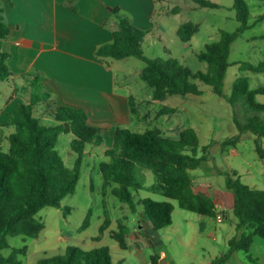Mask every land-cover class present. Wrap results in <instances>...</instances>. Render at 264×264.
Segmentation results:
<instances>
[{
  "label": "trees",
  "instance_id": "obj_1",
  "mask_svg": "<svg viewBox=\"0 0 264 264\" xmlns=\"http://www.w3.org/2000/svg\"><path fill=\"white\" fill-rule=\"evenodd\" d=\"M198 7L216 9L219 5L208 0H192ZM264 1V0H261ZM236 20L240 26L234 32L222 30L218 41L208 43L205 50L197 54L200 61L207 63L206 72H193L177 58H148L143 53V43L147 32L135 27L126 16L119 15V28L113 34V42L101 46L96 56L101 59L124 60L136 58L145 63L140 79L153 90V100L164 101L173 95L202 96L204 91L193 83L198 80L211 87L214 94L224 98L232 106L244 100L256 113L246 125L235 119L240 133L251 132L264 138V104L256 101L264 95V86L250 89L248 77L241 76L233 84L232 95L224 93L225 76L229 67V56L233 43L251 28L250 9L247 0H233ZM11 0H0V80L13 81L7 61L10 54L3 50V42L11 34L6 19L5 7ZM118 14V8L111 10ZM179 7L171 9L175 14ZM261 21L260 19L257 22ZM199 31V25L186 22L180 25V40L188 43ZM240 69L249 73L264 74V61L258 64L241 63ZM30 91L29 103L20 105L16 110L18 121L16 130L8 138L9 149H0V264H22L18 255L26 253V247L15 249L6 257L9 236L37 238L45 225L37 219V214L46 207L61 208L62 201L75 192L81 176V168L87 145L99 146L103 142V130L89 125L85 110L51 104V93L43 86V76L28 72L21 76ZM1 93V88H0ZM48 103L50 115L57 124L45 125L34 114V108ZM133 113L136 112L132 107ZM176 108L164 107L158 116L172 114ZM71 134V148L77 155L73 168H68L56 150L61 134ZM240 135L222 142L224 148L236 147ZM199 135L194 128L183 130L178 139H170L160 129L143 133L117 128L112 148L105 152L107 160L101 163L100 173L104 179V190L114 184L113 195L132 210L136 208L134 192L146 190L178 202L182 210L200 216L217 218L218 212L213 199L202 192L195 191L192 171L203 167L206 156L198 157ZM190 150L191 153H186ZM257 151L264 157V149L257 143ZM146 171L153 173L155 182L146 187ZM226 176L227 187L234 193L233 213L238 221L240 232L230 241V252H248L251 234L264 237V190L252 189L242 184L236 173L220 172ZM145 210L152 228L160 231L173 224L174 205L170 201H156L144 198L138 202ZM87 220L85 222V225ZM105 229V226L102 227ZM112 237L122 249H127L124 226ZM216 260L213 264H223ZM38 264H115L107 247L84 251L70 246L63 255L43 258ZM121 264V263H118ZM151 264H159L157 255L151 256Z\"/></svg>",
  "mask_w": 264,
  "mask_h": 264
},
{
  "label": "rangeland",
  "instance_id": "obj_2",
  "mask_svg": "<svg viewBox=\"0 0 264 264\" xmlns=\"http://www.w3.org/2000/svg\"><path fill=\"white\" fill-rule=\"evenodd\" d=\"M208 1L216 3L219 8L198 7L192 0H162L160 6L179 7L180 11L175 14L166 13L162 18H157L156 22L162 25L164 31L159 36L147 34L143 43L144 55L152 59L177 58L193 72H206L208 65L200 61L197 54L204 51L208 43L219 40L222 30L234 32L240 26L236 20L233 0ZM247 4L251 13V28L231 47V66L225 76L224 87L227 96L232 95L233 84L241 76L248 77L251 90L264 86V74L249 73L240 69L241 63L258 64L264 61V37L261 38L264 36V1L247 0ZM259 19L261 22H257ZM186 22L199 25L198 33L188 43L182 42L178 35L180 25ZM112 64L118 85L126 75L136 79V84L138 83L146 94L152 95V88L138 77L145 67L144 62L128 58L113 61ZM192 82L204 91L202 96L173 95L169 96L165 103L158 102L156 107L162 105L176 108L174 121L177 120L181 127L197 130L200 140L197 156L205 155L206 161L202 168L191 172L195 190L214 199L218 205L217 212L225 213L222 212V222H218L217 218L182 210L177 201L146 190L134 192V201L137 204L135 210H132L129 204L121 203L113 195L114 184L104 190L100 166L107 160L105 152L112 148L115 134L104 130L101 145L86 147L75 192L63 199L61 208L46 207L37 214V219L45 225L37 238L9 236L10 247L2 252L3 255L8 257L15 249L26 247V253L18 255L19 261L22 264H38L43 258L65 254L70 246L79 247L84 251L107 247L115 264H151L152 255L159 257V264H213L225 257L227 259L223 264H264V237L253 235L252 231L247 232L251 235L248 252H230V241L240 235V232L237 230L238 221L233 213L234 193L227 187L226 176L220 173H236L242 184L252 189L264 190V158L257 151V143L264 149V138H258L251 132L241 134L235 123L236 119L246 125L256 113L244 100L232 106L224 98L214 94L210 86L198 80ZM23 84L26 87L14 86L0 80V115L7 106L19 104V107L26 103V100H30L26 97L29 96L26 93L27 85ZM256 101L264 104V95H258ZM41 110L38 107L37 114ZM3 117L9 116L5 112ZM260 117L264 119V114H260ZM2 130L8 131L7 128ZM237 135H240V141L236 148L222 147L224 140ZM166 137L175 140L179 138L170 134H166ZM72 140L71 134L63 133L59 136L56 146L58 154L68 168L74 167L77 158L71 148ZM8 145V142L0 138L1 150L8 151ZM186 153L190 154L191 151L187 150ZM146 174L145 186L149 187L155 182V177L150 171H146ZM144 198L160 202L170 201L175 207L172 214L173 224L160 231L163 245L152 246L145 233H142L140 239H133L131 234H128V249H122L112 235L120 230L123 222L130 233L144 222L151 225L144 207L138 204ZM104 226L105 229H102Z\"/></svg>",
  "mask_w": 264,
  "mask_h": 264
},
{
  "label": "crops",
  "instance_id": "obj_3",
  "mask_svg": "<svg viewBox=\"0 0 264 264\" xmlns=\"http://www.w3.org/2000/svg\"><path fill=\"white\" fill-rule=\"evenodd\" d=\"M161 1L11 0V4L5 7L11 34L4 40L3 50L10 54L7 64L14 80L7 82L26 87L21 76L36 72L43 76L45 90L51 92L48 102L56 107L85 110L91 126L113 134L117 128L137 133L160 129L164 136H179L187 128L174 121L176 112L158 116V112L166 106L156 107L160 101L153 100V92L152 95L146 94L136 84V79L126 75L118 85L112 69L113 61L117 60H101L96 56L101 46L113 42V34L119 28V15L128 17L135 27L147 34L159 36L164 30L156 22L157 18L171 13L173 9L160 6ZM116 8L120 10L118 14L111 11ZM26 89L29 95L26 97L30 99V91ZM29 101L26 100V103ZM18 105L7 106L0 115V138L6 143L16 130ZM48 106V103L36 105L34 114L43 124L55 125L57 123L50 115ZM38 107L42 109L39 114ZM132 107L136 112L133 113ZM5 112L9 117H3ZM148 126L152 129H147ZM2 128L8 131L3 132ZM215 205L217 208L216 202ZM122 224L126 237L131 234L133 239H140L145 233L152 246L163 245L161 230H154L152 225L144 222L130 233L127 225Z\"/></svg>",
  "mask_w": 264,
  "mask_h": 264
},
{
  "label": "built area",
  "instance_id": "obj_4",
  "mask_svg": "<svg viewBox=\"0 0 264 264\" xmlns=\"http://www.w3.org/2000/svg\"><path fill=\"white\" fill-rule=\"evenodd\" d=\"M223 219H224V214H222V212L218 213V215H217L218 222H222Z\"/></svg>",
  "mask_w": 264,
  "mask_h": 264
}]
</instances>
